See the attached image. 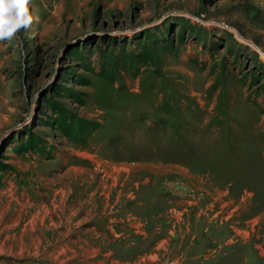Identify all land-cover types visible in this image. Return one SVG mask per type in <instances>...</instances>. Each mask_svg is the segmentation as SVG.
<instances>
[{
    "label": "rangeland",
    "instance_id": "rangeland-1",
    "mask_svg": "<svg viewBox=\"0 0 264 264\" xmlns=\"http://www.w3.org/2000/svg\"><path fill=\"white\" fill-rule=\"evenodd\" d=\"M26 7L0 37V264H264V0Z\"/></svg>",
    "mask_w": 264,
    "mask_h": 264
},
{
    "label": "clouds",
    "instance_id": "clouds-1",
    "mask_svg": "<svg viewBox=\"0 0 264 264\" xmlns=\"http://www.w3.org/2000/svg\"><path fill=\"white\" fill-rule=\"evenodd\" d=\"M28 15L26 0H0V37L10 36L21 26H27Z\"/></svg>",
    "mask_w": 264,
    "mask_h": 264
},
{
    "label": "bare ground",
    "instance_id": "bare-ground-1",
    "mask_svg": "<svg viewBox=\"0 0 264 264\" xmlns=\"http://www.w3.org/2000/svg\"><path fill=\"white\" fill-rule=\"evenodd\" d=\"M258 49V48H257ZM259 50V49H258ZM261 53V56H262V58L264 59V52H260Z\"/></svg>",
    "mask_w": 264,
    "mask_h": 264
}]
</instances>
